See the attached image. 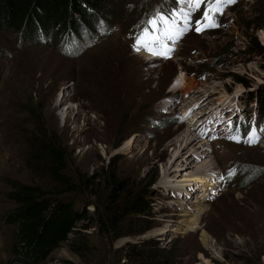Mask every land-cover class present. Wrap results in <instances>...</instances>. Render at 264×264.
<instances>
[{
  "label": "rangeland",
  "instance_id": "rangeland-1",
  "mask_svg": "<svg viewBox=\"0 0 264 264\" xmlns=\"http://www.w3.org/2000/svg\"><path fill=\"white\" fill-rule=\"evenodd\" d=\"M142 1L145 15L174 3L167 14L169 22L175 19L172 38L147 36L159 39L155 55L134 47L120 3L100 28L106 26L102 41L85 32L68 45L52 40L22 48L13 34L0 32V219L13 207L5 198L7 182L49 185L26 152V136L38 137L58 145L73 173L95 177L101 195L98 183L110 169L130 189L150 184L155 213L142 236L111 240L91 229L92 252L78 257L61 244L43 264H129L131 244L143 247L148 264H160L168 252L172 264H264V115L255 101L264 90V54L249 52L255 43L264 47V0H223L214 26L202 19V4L189 8L185 25L177 0ZM180 75L182 88L176 86ZM148 119L162 127L151 130ZM242 124L249 135L234 138ZM186 134L207 155L187 162ZM207 160L210 167L203 166ZM204 168L208 172L200 174ZM224 168L244 171L250 181L261 172L250 185L223 187ZM194 174L213 184L201 200L196 193L206 188ZM186 175L196 183L185 186L193 190L187 197L178 200L168 183L162 186ZM9 244L10 229L0 221V264L7 262Z\"/></svg>",
  "mask_w": 264,
  "mask_h": 264
},
{
  "label": "trees",
  "instance_id": "trees-1",
  "mask_svg": "<svg viewBox=\"0 0 264 264\" xmlns=\"http://www.w3.org/2000/svg\"><path fill=\"white\" fill-rule=\"evenodd\" d=\"M123 1L0 0V32L13 34L22 48L52 40L68 45L70 40H78L85 32L98 38L99 35H107L106 26L102 30L100 28L104 21L115 18L120 3L121 21L128 20L127 26L130 25L127 34L140 39L146 35L145 30H148L147 35L153 34L149 20H158L161 16L168 20V12L171 14L173 11L172 4H163L164 8L160 12L163 15H145L146 4H139V0H128L130 3ZM209 2L203 0L202 9ZM218 16L219 11H216L212 18ZM98 40L102 41L103 38ZM60 45L57 43V46ZM249 52L261 55L264 54V47L255 43ZM240 84L248 87L244 81H240ZM255 101L263 116L264 90L257 94ZM146 124L151 130H156L163 123L157 119H148ZM249 131L242 125L236 126L235 136H246ZM26 137V152L31 157V166L42 172L49 185L22 184L16 181L6 183L8 191L5 198L13 206L0 219L1 224L10 229L6 264H43L61 244H67L69 250L78 257L92 252L94 247L87 234L91 229L99 237L111 240L135 238L150 231L155 221L153 201L150 198L152 194L148 190L150 184L143 189H130L128 183L115 170L110 169L98 183L103 185L102 191L105 194L101 195L96 191L95 177H82L69 169L67 156L58 145L38 137ZM257 172L256 178L250 181L248 173L234 168L226 169L222 175L224 186L231 183L250 185L260 176L261 170ZM89 204L93 206L91 212L87 209ZM170 256L169 252L168 256L163 255L160 264H172ZM125 258L129 264L149 262L143 247L139 245H129Z\"/></svg>",
  "mask_w": 264,
  "mask_h": 264
},
{
  "label": "snow or ice",
  "instance_id": "snow-or-ice-1",
  "mask_svg": "<svg viewBox=\"0 0 264 264\" xmlns=\"http://www.w3.org/2000/svg\"><path fill=\"white\" fill-rule=\"evenodd\" d=\"M178 3L183 4L186 2V0H177ZM187 2L189 3L190 7H195V8H199L203 2V0H187ZM228 3H232L233 0H227ZM223 4V0H210V3L204 8V14L202 19L207 23L210 24L212 26H214V19L212 18V15L214 12L219 11L220 8L222 7ZM175 16V13L173 14ZM183 16V22L185 23V25L188 23V20L190 19V13H182ZM148 24L152 26L151 28V32L153 33H160L161 35H167L169 38H172L170 33L175 31L174 25H175V19L172 20L171 22L165 20L164 17H159V19L157 20L156 18H153L151 20L148 21ZM196 31L199 32L201 31V24L200 21L196 22ZM184 29H181V32ZM148 30H145L146 34H147ZM159 42L158 37H153L151 40H149L147 38V36H145L144 39H138L137 40V45H134V47L137 48L139 46L144 47L146 50L152 51V53L158 54L157 51L155 50L154 45L156 43ZM170 52V50H166L164 55L167 56L168 53ZM250 135H252L250 133ZM252 141H249V143H251Z\"/></svg>",
  "mask_w": 264,
  "mask_h": 264
},
{
  "label": "bare ground",
  "instance_id": "bare-ground-1",
  "mask_svg": "<svg viewBox=\"0 0 264 264\" xmlns=\"http://www.w3.org/2000/svg\"><path fill=\"white\" fill-rule=\"evenodd\" d=\"M185 81H186V78L185 77H183L182 75H180V76H178V78H177V80H176V86L178 87V86H180L181 88H182V85L185 83ZM180 88V89H181ZM200 91V90H199ZM199 96V95H198ZM201 96V95H200ZM196 99V98H195ZM188 102V101H187ZM189 102H191V101H189ZM213 116H215V115H213ZM189 121L187 122V124L188 123H190L191 122V120H190V118L188 119ZM193 122V121H192ZM191 122V123H192ZM191 126V125H190ZM194 126V125H193ZM197 129V128H196ZM196 129H194V130H191V132H196ZM204 132H205V129H204ZM204 134V133H203ZM202 134V135H203ZM185 138H186V141L185 142H188V143H191V146H190V152L188 151L187 153H188V155H187V157H189V159L187 158V162H189V161H193V157H194V155H196V154H205V155H207V151H206V148L204 147V145L203 144H200V143H193V141H194V138H192V137H189V134L187 135L186 134V136H185ZM184 138V139H185ZM184 150V149H183ZM185 159V158H184ZM185 162V161H184ZM190 163V162H189ZM188 163V164H189ZM192 164V163H191ZM204 165L203 166H206V167H210L211 166V164H210V161L209 160H207V161H205L204 163H203ZM197 168H200V167H197ZM194 169H195V167H194ZM211 169V168H210ZM200 170L199 169H195V172H199ZM204 171H207L208 172V170H206L205 168H204V170L202 169L201 170V173L200 174H202V173H204ZM210 172V171H209ZM198 174V173H197ZM195 175V174H194ZM193 175V176H194ZM182 176V175H181ZM182 178V179H181ZM205 177H203L202 178V175H201V177H198V175H195L194 176V180L195 181H199V183L201 184V185H204L205 186V188H208L207 186H210L211 184H212V181L208 178V180H204L203 181V179H204ZM177 179H179L178 181H177ZM177 179H174L173 181H165L164 183L162 182V186H164L166 183H168V185L166 186V187H168V192H173L174 194L176 193V191L177 190H179L180 188H183V187H188V188H191L194 184V181H193V179H189V175H186V176H183V177H180V178H177ZM214 179H216L215 177H214ZM163 180V179H162ZM213 185V184H212ZM200 190V189H199ZM204 191V190H203ZM202 190H201V192L199 193V199L200 198H203V197H206L207 195H205L204 194V192H203ZM191 194V191H188V189H187V193H185L184 195L187 197L188 195H190ZM192 197V196H191ZM181 199V198H180ZM201 200V199H200ZM194 219V218H193ZM192 219L191 220H187V222H191L192 223ZM194 222H195V220H194ZM194 224V223H193ZM193 227H195V226H192L190 229H193ZM160 235V234H159Z\"/></svg>",
  "mask_w": 264,
  "mask_h": 264
}]
</instances>
